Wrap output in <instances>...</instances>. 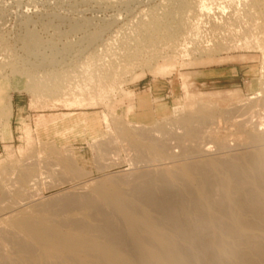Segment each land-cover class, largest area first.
Segmentation results:
<instances>
[{"label": "rangeland", "instance_id": "rangeland-1", "mask_svg": "<svg viewBox=\"0 0 264 264\" xmlns=\"http://www.w3.org/2000/svg\"><path fill=\"white\" fill-rule=\"evenodd\" d=\"M263 155L264 0H0V264L38 260L14 248L24 213L52 230L114 212L98 200L63 213L58 198L152 172L194 221L205 175L218 190L225 166L252 176L245 161ZM211 213L216 233L233 228L231 212Z\"/></svg>", "mask_w": 264, "mask_h": 264}, {"label": "bare ground", "instance_id": "bare-ground-1", "mask_svg": "<svg viewBox=\"0 0 264 264\" xmlns=\"http://www.w3.org/2000/svg\"><path fill=\"white\" fill-rule=\"evenodd\" d=\"M191 130L193 132L194 129ZM194 132L189 135L192 137L196 134ZM253 161V157L245 161L254 167L252 176L238 172L241 162L240 165L225 166L229 175L218 184V190L206 177L209 173L205 175L202 171L204 167L198 168V172L203 173L205 177L197 183L198 198L202 203L201 207H197L199 215L194 221L189 220L187 200L182 193L164 187L160 190L157 187L158 192L155 191L152 172L150 175L144 172L127 174L120 180H109L111 182L108 181V184L93 189V193L74 194L57 200H62L59 204L62 205L60 210L63 213L81 212L99 200L113 208V215L100 210L83 220L48 230L36 217L24 213L12 222L13 229L21 235V240L14 248L18 247L20 252L30 257H34L35 251L38 252V260L34 264H38L39 260L49 259L67 260L69 264H260L264 262V239H257L255 230L257 231L259 225H264V158L257 166L253 165ZM189 167L182 171L184 175L194 168ZM194 169H197V165ZM194 171L192 170L191 174ZM197 174L194 173V176ZM159 176L157 174V177ZM158 180L163 179L159 177ZM178 180L182 179L179 177ZM165 183L168 184V181ZM246 185L248 190L241 192L240 188L244 186L245 190ZM186 187L188 188V185ZM215 190L218 191L217 195ZM214 198L215 206L212 204ZM214 207L222 212H231V230L223 228L219 231V228H216L219 232L214 231L216 225L211 213ZM152 214L159 216L160 220ZM162 222L175 226L178 230L175 235L187 246L177 245L176 239L164 231L166 228H162ZM262 231L264 236V230ZM225 237L231 238L237 245L226 246ZM44 239H48L46 244H43ZM10 240L8 238L6 243L11 244ZM185 250H189V253ZM26 261L23 263L27 264Z\"/></svg>", "mask_w": 264, "mask_h": 264}]
</instances>
